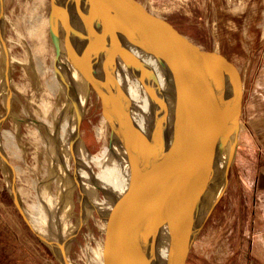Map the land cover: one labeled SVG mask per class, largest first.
Returning a JSON list of instances; mask_svg holds the SVG:
<instances>
[{"label":"rangeland","instance_id":"rangeland-1","mask_svg":"<svg viewBox=\"0 0 264 264\" xmlns=\"http://www.w3.org/2000/svg\"><path fill=\"white\" fill-rule=\"evenodd\" d=\"M138 1L202 48L224 55L242 77L237 148L225 174V187L196 236L190 262L264 264V0ZM0 2L10 60L9 109L13 117L23 118L17 121L5 116L0 97V114L4 115L0 141L12 169L11 174L0 157V264H61L24 220L10 192L12 180L29 224L35 230L52 229L65 242L66 264H100L102 219L77 184H61L47 153L53 140L45 127L54 126L63 111L58 128L64 134L71 109L65 105L63 90L57 88L55 55L43 27L37 26L34 36L28 32L36 17L47 18L41 0ZM28 117L38 120L39 128ZM77 124L94 168L103 150L105 127L98 101L87 86ZM10 135L14 141L9 140ZM58 145L73 172L74 159ZM210 196L205 195L202 210ZM200 224L201 218L195 223L196 230Z\"/></svg>","mask_w":264,"mask_h":264},{"label":"water","instance_id":"water-1","mask_svg":"<svg viewBox=\"0 0 264 264\" xmlns=\"http://www.w3.org/2000/svg\"><path fill=\"white\" fill-rule=\"evenodd\" d=\"M40 7L47 17L43 30L55 59L63 60L94 93L104 122L103 150L92 168L99 191L96 209L103 222L100 264H157L163 241L174 264H191L200 229L190 215L189 170L173 120L149 89L154 83L141 52L156 64V44L166 35L175 46L181 45L184 61L191 54L199 59V79L219 85L217 77L228 73L235 83L240 119L243 83L238 68L138 0H41ZM147 21L157 27L155 34ZM2 32L0 23V44L10 75ZM0 157L7 161L1 148ZM12 184V198L28 226L66 264L29 224L13 180Z\"/></svg>","mask_w":264,"mask_h":264},{"label":"bare ground","instance_id":"bare-ground-1","mask_svg":"<svg viewBox=\"0 0 264 264\" xmlns=\"http://www.w3.org/2000/svg\"><path fill=\"white\" fill-rule=\"evenodd\" d=\"M1 10L0 2V23H2L3 16V10ZM45 22L47 23V18L36 17L32 26L33 29L28 31L29 35L34 36L39 30L38 28L36 30V27H43ZM147 24L152 27L155 34L157 27L151 21H147ZM180 49V44L177 43L175 46V42L166 35H162L156 44V55L158 54V57L155 58L156 64L151 61L147 53L144 51L141 53L146 69L151 73L154 83L150 85L149 89L169 112L182 145L191 187L192 207L190 215L193 217L194 224L201 218V224L198 228L200 229L211 206L227 182L225 178L226 167L234 157L237 148L240 119L236 105V87L232 77L228 73L218 76L219 85H216L212 79L209 82L205 79H199V59L191 54L190 59L184 61L180 57ZM0 59V97L5 104L4 114H11L9 109L11 78L5 65V49L2 44H0ZM54 67L58 80L57 88L63 90L66 97L65 105H70L71 114L64 126V134L61 135L58 128L63 111L59 113L54 126L50 128L48 126V130L45 127L53 140V146L47 150V153L51 160L52 169L61 176V184L66 186L69 181L77 184L80 187L81 195L88 200L89 204L97 207V184L92 173L90 154L79 137L77 127L81 113V97L86 84L60 58L55 59ZM3 116L0 114V124H2ZM28 118L39 128L41 123L38 120ZM211 134L212 138L207 143ZM8 138L13 140L12 135ZM12 143L9 147H12ZM58 143L74 159L73 172L69 171L67 160L63 159L60 154ZM0 148L4 154L1 141ZM3 162L7 166L8 172L11 173L12 169L7 165V161ZM11 187H13L12 181L10 182ZM208 193L211 194L210 199L207 200L202 210L200 205ZM58 213L60 212L58 211ZM37 232L52 244L58 256L65 261V242L57 238L52 229L47 232L39 229ZM169 248L167 242L163 241L156 253L157 264H174L170 260Z\"/></svg>","mask_w":264,"mask_h":264}]
</instances>
